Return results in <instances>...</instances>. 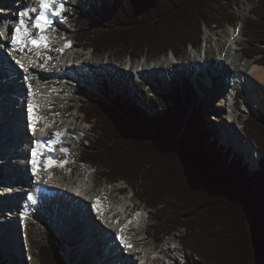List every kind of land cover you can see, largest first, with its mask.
<instances>
[{
    "label": "trees",
    "instance_id": "obj_1",
    "mask_svg": "<svg viewBox=\"0 0 264 264\" xmlns=\"http://www.w3.org/2000/svg\"><path fill=\"white\" fill-rule=\"evenodd\" d=\"M239 0H113L75 14V40L94 53L141 58L172 52L180 56L202 42L204 26L233 24L228 2ZM255 0H252V2ZM100 11V13L98 12ZM243 35L251 46L245 58L262 56L264 0H258ZM191 93L159 97L163 113L155 119L123 101L98 99L82 105L95 137L79 162L97 168L109 184L124 182L150 213L146 234L161 243L185 230L181 240L191 253L187 264H264V159L249 174L242 160L211 142L206 117L191 108ZM246 136L264 153V121L249 118ZM228 153V154H227ZM41 264H67L50 243L39 248Z\"/></svg>",
    "mask_w": 264,
    "mask_h": 264
},
{
    "label": "bare ground",
    "instance_id": "obj_2",
    "mask_svg": "<svg viewBox=\"0 0 264 264\" xmlns=\"http://www.w3.org/2000/svg\"><path fill=\"white\" fill-rule=\"evenodd\" d=\"M62 2L65 5L66 3L68 5L74 4V0H62ZM19 3H21V9L18 7L17 10ZM30 7H35L39 10L38 0H0V30L6 32L5 36L0 37V48L4 50L3 54L7 57L5 60H0L1 178L9 177L10 174H5L8 166L6 162H12L11 160L6 161L3 153L6 156H10L12 153L21 155L19 164L15 166V170L20 174L18 175L19 178L16 179L15 175L13 180L11 177L7 178L10 180V184L16 188L13 189L14 192L11 194V187L2 186L3 194L6 197L4 200H0V203H2L0 207L5 203L6 209L8 207L13 209L14 207L18 208L19 202L23 201L24 204L18 212L12 210L10 214L5 212L4 215H1V211L3 212L4 210L0 209V221L9 222L8 227H0V244H5V247H3L4 245L0 246V251L4 252L5 249L8 250L7 248L13 250L7 256L11 264H41L34 255L33 243L31 242L32 222L26 221L24 225L25 232L19 228L18 217L20 214L25 216L27 212H31L32 214L38 213L37 216L39 218H37L40 224H44L50 219L49 223L52 225L51 220H53V232L62 242L63 252L69 264H73L71 261L73 252L75 254L78 253L77 258L82 256L89 258L91 264H123L124 261H128V264H156L159 261L160 264H183L190 255L182 248L177 238L166 242L158 251L154 243L145 244L146 238L134 237L133 230L137 231L145 225V211L144 209L136 208L135 204L128 199L131 197L127 195L118 197L107 209L102 205L101 199L105 196V198L109 199L108 197L113 195L115 189L120 187V184H114L115 187L106 185L101 189H97L94 182H92L93 187L91 188L89 186L91 182L88 183L86 179L79 180L77 184H73L68 178H59V171L53 166L50 168L49 177L45 179L43 173L45 167L41 164V160L43 157H46L48 161H54L57 158L62 159L64 157L63 154L56 151L66 150V140L62 139L65 134L70 133L73 145L74 141L77 143L81 141L82 134L87 130L85 127L86 122L79 113L67 116L64 111L60 112L57 118L51 115V118L45 119L47 112H53L57 97L62 96V88L66 83L73 81L79 82V86L82 85L79 78H84L78 74L79 71L76 73L78 68L83 70L87 69V67L100 69L106 65H112L113 74L111 72L110 75H112V79L116 78V82L120 81V77H128L124 74V71L127 70H133L132 73L136 82H139L138 73L147 72L149 82L155 85V77L151 74L152 71L162 68V71H164L162 73L166 76V80L170 82L171 79L176 78L178 72L185 66L178 67L173 59H167L162 64L160 63V66L159 64L149 65L147 63H139L137 65L129 58V61L122 64L124 69L121 68L123 72H120V70L113 69L116 64L112 60L106 62L93 58L88 61L78 46L72 50L68 57H64V44L68 40L67 33L70 32L69 23L63 22L61 17L52 16L51 14H49V18L54 23L51 29L46 28L43 33L47 37V48L42 45L39 48H34L30 45L31 51L29 48L17 49L11 44V33L18 22V14ZM245 7L247 13H251V10L247 6ZM71 12L72 8L68 12L63 13L66 19V15L71 14ZM31 15L35 17L36 13H31ZM244 18L245 14L241 12V22L237 29L231 30L229 39L223 40L222 37L216 39L217 50L219 51L215 58L211 57V52L208 49L211 35L206 37L205 43L207 42L208 50L202 54L203 56H195L197 58H194L197 60L198 68L202 71L201 73L198 72L201 77L199 78V84L195 82V86H197L196 92L200 96L204 91L202 88L203 83L208 89L214 91L215 97H219V100H215L212 97L210 101L213 107H217L216 109L214 108L215 110L209 111L208 107L205 106V110H208L206 112L207 115H211L210 112L213 113L215 111L213 118L216 122L211 121L210 125L214 126L216 131H213L211 142L218 141V147L228 150V133L233 134L232 140L236 145V153L240 156L245 155L246 161L252 166H256L264 158V153L248 138L242 137L240 129L235 123L238 121L240 114L244 115L249 111L250 106H248L249 104L246 101H243L244 106L235 111L234 114L231 113L232 99H230L231 102L228 99V72L231 76L230 78H235L236 81H238V76L244 73L248 74L247 77H249L250 83L247 84L246 96L252 98L253 101L249 103L253 102V105H255L253 109L259 107L262 95L261 89H264V67L256 65V62L247 61L242 63L241 60L238 61L236 59L239 58L237 52L244 41L241 36ZM5 26L8 27L5 28ZM32 32L33 35H37L36 29H32ZM18 60L24 65V68L17 64L16 61ZM218 60H221L219 67H222V69L219 72L222 73L223 80L216 82V79L211 78L209 80L203 73H207L208 77H215L216 75L214 76L212 70L218 71ZM203 61L206 62L208 68H204L203 65L205 64H202ZM77 64L82 67H78ZM25 68H27V71L24 70ZM57 79L63 84L62 87L52 85V82ZM87 80H83V83H90L91 79ZM236 84V82L232 81L231 85H229L231 93L234 92ZM145 96L143 95V99ZM147 103L151 107L149 99ZM30 105L32 106L31 113L29 112ZM147 109L149 110L147 113L150 116L157 115L153 108ZM228 111L230 114H228ZM256 112H258V109H256ZM24 119H28L29 125L33 126L30 133L27 129L29 140L26 139L27 137L21 136L23 134L21 131L24 130L25 125ZM54 125L58 126L52 128ZM2 140H8V142L3 146ZM28 144L31 146L29 161L25 158ZM9 152L10 154H8ZM34 152L36 153L35 156H33ZM33 161H35V164ZM21 166L24 169H21ZM9 167L12 168L13 165ZM2 181L4 182V180ZM18 184H22V187H19ZM57 193H61L60 198L62 200L66 197V206L61 205V199H59L61 202L55 199ZM49 203L54 205L51 211L49 210L51 207L48 208ZM53 211L54 214H52ZM98 223L101 226H106L112 232V235L115 236L114 240L116 241L110 240L104 243V248L106 249L101 250V257L95 255L97 240L100 239V236H96L95 241L94 239L86 238L87 230L96 232L99 229L98 232H102V228ZM18 230L20 232H16ZM18 244L20 245L19 248L17 247ZM70 245H76V247L70 248ZM117 245L121 246L123 259L114 255L117 251ZM128 245H131V247H128ZM106 250H108V253L105 252ZM131 256L133 258L129 260ZM106 258L108 259L106 260ZM74 264L78 263L74 262Z\"/></svg>",
    "mask_w": 264,
    "mask_h": 264
},
{
    "label": "rangeland",
    "instance_id": "obj_3",
    "mask_svg": "<svg viewBox=\"0 0 264 264\" xmlns=\"http://www.w3.org/2000/svg\"><path fill=\"white\" fill-rule=\"evenodd\" d=\"M113 0H74V4L72 5H68L66 3V6L64 4V11L68 12L70 10V8H72V12L71 14H68L66 15L67 19H65V16H64V20L66 22L69 23V29H70V32L67 33L68 35V40L65 41V44H64V47H67L68 48V51H66V57H68V55L71 54L72 50L78 46L79 48H81L80 50H82V53L84 54V57L86 59H88V61L92 60L93 58L94 59H98L99 61H106V62H109L111 59L112 61L116 64V67L113 68V69H116V70H120V72H123V70L121 68L124 69V66H122V64H124L126 61H129V58H131L130 56H123L120 58V56L116 55L115 53H110V54H105V55H101V56H95L92 54L93 52V48L91 47H86V46H83V45H80L77 41H75V37H76V31H75V28H74V25H75V22H76V17H75V14L77 11H85L90 4H94L95 6L100 4V3H103L105 5H108L112 2ZM257 2L258 0H255L252 2V0H239L238 3L236 2H228V8L229 10L233 13V14H236L238 16V19L235 23L233 24H228V23H224L221 27L218 26V25H210V26H204V30H203V35H202V42H201V45L197 46V47H194L192 48V46H189L186 50H184V52L178 56L179 59L181 60V62H193L196 63V65L198 64L197 63V60H195L194 58H197L195 56H203L202 54H204L205 51H207L209 49V51L211 52V57L215 58L218 54V51L217 50V45H216V39H218V37H222L223 40L225 39H229V35L230 33L232 32L231 30H233L234 28H238V25L240 24L241 22V19H240V14L241 12H243L245 14V18L244 20L242 21V27L245 26V23L246 21L249 19V18H255L254 16V13H253V9L257 6ZM247 6L249 8V10H251V13H247V9L246 7ZM64 13V12H63ZM247 14V15H246ZM62 18V16H61ZM62 19V21H64ZM244 22V23H243ZM243 32V30H242ZM208 35H211L210 38H209V41H210V44L208 45V49H207V42L205 43V40H206V37ZM242 38H243V45L241 47V49H246L248 47H250L251 43L248 44L247 42V38L242 35ZM67 45V46H66ZM254 45H257V46H262L264 47V44H261V43H255ZM84 49V50H83ZM217 50V51H216ZM209 54V53H208ZM239 56V58H236L238 61L241 60L242 63H246L247 59H245V56L240 52L237 54ZM237 56V57H238ZM173 53L170 52L168 53L167 55H163V56H160V57H151V56H148V55H144L143 57L139 58L138 61H136V64L138 65L139 63H148L149 65H156V64H159L160 66V63L162 64V62L166 61L167 59H173ZM260 58V56H257V59ZM109 59V60H107ZM185 64V63H184ZM78 67L80 66V64H77ZM107 66V65H106ZM183 66V65H182ZM180 65H178V67H182ZM82 67V66H80ZM119 67V68H118ZM97 69V68H95ZM99 69V68H98ZM185 70V68H181V71L178 72V75L176 76L175 79L177 78H182V71ZM79 71V75L80 76H83L84 79L82 78H79L80 83H83V80L84 81H88L87 79H90L89 77H85V73L83 74V72H85V70L81 69V68H78L76 73ZM81 71V72H80ZM111 72L113 74V70L111 68ZM153 72V71H152ZM152 75H154V73H152ZM187 73H189V71H187ZM111 74V73H110ZM110 78H111V81L114 82L115 85H117V80L116 79H112V75H110ZM90 76V75H88ZM105 75L101 74V77H104ZM67 79V78H66ZM175 79H171V80H174ZM119 82V81H118ZM167 87L168 89H164V90H167V91H170V85H171V82L167 81ZM173 82V81H172ZM175 84V83H174ZM173 84V86H175ZM92 85V84H91ZM131 85V84H130ZM54 86H61L60 84L59 85H54ZM107 88L110 87V85L108 84L106 86ZM170 87V88H169ZM197 88V86H196ZM102 89L103 87L102 86H99L98 89H96V87L94 86V91L95 93L91 92L90 90H93V88H89V89H85V90H75L74 89V93L72 94V90L70 89H66V92L63 94V97L60 98V102L57 101V103H55V107L56 109H60V110H63L64 109V106L65 104H74L76 108L80 107V110L82 111V105L84 104H89L91 101H93L97 96H100L102 95ZM29 91V89H28ZM112 91V90H110ZM197 91V90H196ZM127 92V90H126ZM185 93V92H184ZM200 93V91H199ZM264 93V91H263ZM128 94V92L126 93V95ZM66 95V96H64ZM141 95H146L145 92H143V94ZM69 97V100L68 98ZM148 97L149 99L152 97L151 95L148 94ZM65 98V100H64ZM148 100H146V102H144L143 104L140 103L138 101L137 105H144V109L147 111H149L147 108H150L148 107L149 103H147ZM204 103H205V100H204ZM148 105V106H147ZM169 106H173L172 103H169ZM157 107V108H156ZM208 107V110L209 111H212V110H215L217 107H213V105H210V107L207 105ZM76 108H73L71 109L70 112H68L67 116L73 114V113H76ZM215 108V109H214ZM157 109V110H156ZM208 110H205V117H206V120L208 123H210L211 121H215V119L213 118V114L212 112H210L211 115H207L206 112ZM154 111L158 114H161L163 111L157 106H155V109ZM64 112V111H62ZM49 115V114H48ZM51 115H49L48 118H50ZM58 116V115H56ZM82 118H84V115H80ZM57 118V117H55ZM248 117L245 116L244 114V117H242L241 121L239 122V124L237 123V121L235 122L236 123V126L240 129V134L242 135V137H244L245 134V129H243L242 127V124L243 122L247 119ZM84 121H85V118H84ZM216 122V121H215ZM227 122V121H226ZM56 126L58 125H54L52 128H56ZM85 127L90 130L92 127H93V123L92 122H88L86 120V124H85ZM209 129L210 131H216L215 127L214 126H209ZM87 133V130L86 132ZM90 135H88V137H95V135H93L92 131L89 132ZM66 140V153L63 154V156L65 155L66 156V159H64V157L62 159H64L63 161L59 162V163H55L53 165H51V161H48V159L46 157H43V159L41 160V164L45 167L44 168V178L47 179L49 177V173H50V168L51 166H56V168L58 169L59 173H58V177L59 178H68L69 181H71V183H75L77 184L79 182V180H82V179H86L87 182H91V184L89 185L91 188L93 187L92 186V182H94V185L96 186L97 189H101L103 188L104 186H113L115 187V185H109L108 182L106 181H102L100 178H99V174H98V170L97 168H92V167H89V166H83L81 164L78 163V159H79V155H80V150L84 147H86L87 145V142H78L76 143L75 146L73 145H70L72 143V136H69V138L67 139H64ZM80 144V145H79ZM75 147V148H74ZM70 148H74L73 150H71ZM224 149V148H222ZM59 151V152H58ZM56 151L57 153H61V151L63 150H58ZM62 159H56L54 160L53 162L55 161H58V160H62ZM1 161V160H0ZM68 164V165H67ZM64 165V166H63ZM67 165V166H65ZM22 167V166H21ZM21 169H24L23 167ZM23 174V173H22ZM253 174V173H252ZM251 174V175H252ZM60 175V176H59ZM23 176V175H22ZM6 181H8L10 183V180H8L7 178H5ZM0 180H4L3 178L0 177ZM120 184V187H125L127 186L124 182L122 183H118ZM17 186V185H16ZM18 186H22L18 184ZM8 187V186H7ZM119 187V188H120ZM19 191V190H18ZM129 197H134V192L132 189H129L128 190V193H127ZM104 202L107 201V198H104ZM133 204H135L136 208H139L140 210L144 209L145 211V220H144V224L139 230H133L134 233L133 235H135L134 237H138V238H142L145 239L146 238V243L145 244H153L154 243V240L153 239H150V237H148V235L146 234V231H147V227L150 226L148 221H147V217L148 215L150 214L147 209H145V205L144 203H141V202H138L136 200V198H133V201L131 202ZM38 213H34L32 214L31 216H29V221L32 222V229H31V242L33 243V251H34V255L36 257V259H38L40 261V253H39V248L42 244L44 243H50V244H53L61 253L62 255L65 257V254L63 252V246H62V242L58 239V237L56 236V234L53 232V229H52V225L49 223V220L47 222H45L44 224H40L38 223L39 221V217L37 216ZM38 217V218H37ZM4 228H6V226H3ZM20 229H22L23 231H25V229L20 225ZM136 232V233H135ZM138 235V236H137ZM185 236V230H181L179 233H177L176 235H173L172 237H168L167 239H165V241L161 242V243H156V246H157V249L158 251L164 246V244L168 241H171L173 240V238H177L179 240V243L181 242L182 238ZM3 239V238H2ZM9 239V237H8ZM155 244V243H154ZM5 247V244H3ZM19 245V244H18ZM17 247L19 248L20 245ZM70 248H75L76 245H70L69 246ZM161 247V248H160ZM8 249V252H6V249L4 250L5 254H7L8 256L11 254V252L13 251L11 248H7ZM10 249V250H9ZM21 250V249H20ZM0 254H3L2 251H0ZM13 254V253H12ZM4 255V254H3ZM72 259L71 261L75 262V260L77 259V255L78 253L75 254V252L72 253ZM2 256V255H0ZM188 256V255H187ZM189 257V256H188ZM20 260V259H19ZM21 262V260H20ZM19 262V263H20ZM77 262V261H76ZM90 262V259L89 258H83V262L82 263H79V264H89ZM78 263V262H77ZM0 264H4V262L2 260H0ZM10 264V263H8ZM91 264V262H90ZM156 264H160V261L159 262H156Z\"/></svg>",
    "mask_w": 264,
    "mask_h": 264
},
{
    "label": "snow or ice",
    "instance_id": "obj_4",
    "mask_svg": "<svg viewBox=\"0 0 264 264\" xmlns=\"http://www.w3.org/2000/svg\"><path fill=\"white\" fill-rule=\"evenodd\" d=\"M38 4L39 10L35 7H30L18 14V22L11 33V44L17 49L23 50L29 48L30 45L34 48H39L41 45L47 48V37L43 33L46 28L51 29L54 23L49 18V14L57 17L63 15L64 5L62 0H38ZM31 13H36L35 17ZM7 27L5 26V28ZM32 29L37 30V35H33ZM5 34L4 30H0V37L5 36ZM29 50L31 51V48ZM16 62L24 68V65L19 60ZM24 70L27 71V68ZM31 111L32 106L30 105L29 112L31 113ZM35 155L36 153L34 152L33 156ZM33 163L35 164V161ZM128 247H131V245H128Z\"/></svg>",
    "mask_w": 264,
    "mask_h": 264
},
{
    "label": "built area",
    "instance_id": "obj_5",
    "mask_svg": "<svg viewBox=\"0 0 264 264\" xmlns=\"http://www.w3.org/2000/svg\"><path fill=\"white\" fill-rule=\"evenodd\" d=\"M258 109V112H250V110L246 113V117L248 116H254L258 121H263L264 120V97L260 99L259 107L256 108ZM244 127V125H243ZM260 167L259 165L256 166L253 170H251L249 173L252 174L253 172L259 170Z\"/></svg>",
    "mask_w": 264,
    "mask_h": 264
}]
</instances>
